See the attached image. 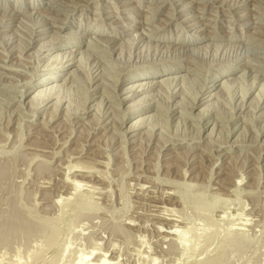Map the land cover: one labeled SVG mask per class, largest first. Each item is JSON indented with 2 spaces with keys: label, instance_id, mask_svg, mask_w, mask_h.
Here are the masks:
<instances>
[{
  "label": "rangeland",
  "instance_id": "obj_1",
  "mask_svg": "<svg viewBox=\"0 0 264 264\" xmlns=\"http://www.w3.org/2000/svg\"><path fill=\"white\" fill-rule=\"evenodd\" d=\"M37 22L53 31L34 35ZM263 31L264 0H0V232L13 211L37 225L1 238L0 264H264ZM53 35L72 43L38 51ZM63 50L76 64L58 69L59 99L31 103L36 80L55 71H43V57ZM156 62L154 80L177 76L181 94L141 95L153 104L136 117L124 110L140 97L119 101L132 83L112 82ZM204 75L225 101L202 117L191 102ZM98 84L105 91L90 104ZM83 102L97 110L81 119Z\"/></svg>",
  "mask_w": 264,
  "mask_h": 264
},
{
  "label": "bare ground",
  "instance_id": "obj_2",
  "mask_svg": "<svg viewBox=\"0 0 264 264\" xmlns=\"http://www.w3.org/2000/svg\"><path fill=\"white\" fill-rule=\"evenodd\" d=\"M181 4V3H180ZM24 10V9H23ZM51 11V10H50ZM11 15V14H10ZM132 15V14H131ZM13 17V16H12ZM14 18H15V16H14ZM22 18V17H21ZM26 18V17H25ZM23 19H24V17H23ZM43 20V19H42ZM25 21V20H24ZM21 22V21H20ZM183 22V21H182ZM31 23V22H30ZM33 23V22H32ZM42 23V22H41ZM41 23H36L35 24V26H36V28H34V29H37L38 27H40V26H43ZM17 25V24H16ZM34 25V24H33ZM132 25V24H131ZM69 26V25H68ZM20 27V26H19ZM32 27V26H31ZM56 27V26H55ZM62 28V25H59V28ZM156 28V27H155ZM243 28V27H242ZM248 28V27H247ZM152 29V28H151ZM159 29V28H158ZM31 30H32V28H31ZM47 30H52V28H47V29H44V28H42V29H37V30H35L34 32H33V34L35 35V34H37V33H40V34H42V33H45L46 34V32H47ZM33 31V30H32ZM32 31H31V33H32ZM53 31V30H52ZM127 31V30H126ZM30 32V31H29ZM264 32V31H263ZM59 33V32H58ZM68 33V32H67ZM71 33H73V32H71ZM103 33V32H102ZM148 33V32H147ZM32 34V35H33ZM62 34V33H61ZM74 34V33H73ZM73 34H69V35H71V36H73ZM77 34V33H76ZM126 34V33H125ZM130 34V33H129ZM152 34V33H151ZM262 34H264V33H262ZM2 35V34H1ZM28 35H30V34H28ZM81 35V34H80ZM5 36V35H4ZM46 36V35H45ZM68 36V35H67ZM137 36V35H136ZM40 37V36H39ZM74 38L76 37H80L79 35L78 36H73ZM134 37V36H133ZM41 38H45V37H41ZM6 39V38H5ZM32 39V40H31ZM31 39H29L30 41L29 42H27L28 43V45L25 43V45L27 46V48H31L36 42V40H38V39H35V37L34 38H31ZM115 39V38H114ZM62 40L63 39H60L59 37H57V36H55L54 37V35H53V38H51L50 40H48V41H44V42H41V43H39V46H38V51H41L42 53H44V52H47V51H54V50H56V49H53V47L55 46H57V48H60V49H65V48H67V46H69L68 44H70V43H72L71 41H68L67 43H63V44H59L58 45V43H62ZM142 40V39H141ZM127 41H133V39H131V38H129ZM21 42H23V41H21ZM24 43V42H23ZM23 43H22V46H23ZM132 43V42H131ZM139 42H138V40L137 41H135L134 40V42H133V45H136V44H138ZM21 44V43H20ZM75 44V43H74ZM10 45V44H9ZM100 45V44H99ZM258 45V44H257ZM25 46V47H26ZM78 46V45H77ZM11 47V46H10ZM134 47V46H133ZM132 47V48H133ZM21 48V47H20ZM23 48V47H22ZM21 48V49H22ZM26 48V49H27ZM25 49V48H24ZM187 49V48H186ZM59 50V49H58ZM105 50V49H104ZM199 49L197 48V50H191L190 51V55L192 56V55H197V53H199V52H196V51H198ZM64 51V50H63ZM72 51L73 50H68V51H64V52H58V53H56V54H54V55H48V54H46L45 55V57H43V59H45V60H47L48 61V67H46V68H44L43 69V71L44 72H50L51 70H55L54 72H52V73H47V75H44V76H42V77H40V78H38L37 80H36V82H35V85L37 86V89H35L34 91H32V92H34V94H32L33 96H32V98H31V103H36V102H38L39 104L38 105H40L41 103H43L44 104V107L48 104V103H50L54 98L55 99H59V96H60V93L62 92V88L60 89V86H58V85H56V84H53V82H55V80L56 79H58L57 81H59L62 77L58 74V73H60V71L59 70H61L62 68H64L65 66L67 67V66H74V64H76V62H74L73 60H74V55L73 56H71L70 54L72 53ZM76 51L77 50H75L74 49V51L73 52H75L76 53ZM107 52V51H106ZM109 52V51H108ZM169 52V51H168ZM182 52V51H181ZM188 52V51H187ZM195 52H196V54H195ZM67 53H68V57H70L71 56V58L70 59H67ZM77 53H78V51H77ZM79 53H81L80 55L81 56H83L84 55V52H79ZM110 53V52H109ZM129 53H131V52H129ZM184 53H185V51H184ZM73 54V53H72ZM100 54V53H99ZM174 54V53H173ZM172 54V55H173ZM176 54V53H175ZM181 54V53H180ZM98 55V54H97ZM121 55V54H120ZM120 55H118V56H120ZM130 55H132V53L130 54ZM149 55V54H148ZM169 56H170V54H168ZM185 55V54H184ZM182 56V57H179L178 56V58L176 57V60H174L173 58H171V59H173L174 61H171L172 62V64H170V66L169 67H177V65L179 64V62L180 61H183V59L184 58H186V55L185 56ZM102 56V55H101ZM135 56V55H134ZM140 56V55H139ZM160 56V55H159ZM168 56V57H169ZM174 56V55H173ZM177 56V55H176ZM181 56V55H180ZM106 56L104 55V58H105ZM147 57V56H146ZM198 57V56H197ZM142 58V57H141ZM151 58V55H150V57L148 56V59H150ZM157 58V57H156ZM159 58V57H158ZM163 58V57H162ZM175 58V57H174ZM101 59V58H100ZM99 59V61L101 62V60ZM187 59V58H186ZM191 59H193V58H191ZM196 59H198V58H196ZM202 59V58H201ZM112 60V59H111ZM139 60V59H138ZM146 60V59H145ZM103 61V60H102ZM140 61H141V59H140ZM144 61V60H143ZM148 61V60H147ZM155 61V60H154ZM157 61V60H156ZM161 61V60H160ZM167 61V60H166ZM166 61H165V64H166ZM168 61H169V59H168ZM167 61V62H168ZM71 62V63H70ZM105 62V61H104ZM109 62H111V61H109ZM197 62V61H196ZM107 63H108V61H107ZM116 63V62H115ZM137 63V62H136ZM139 63H141V62H139ZM191 63H195V58H194V62L191 60ZM191 63H189L190 64V66H191ZM200 63V62H199ZM202 63V62H201ZM67 64V65H66ZM96 64V63H95ZM98 64V63H97ZM106 64V63H105ZM104 64V65H105ZM108 64H110V63H108ZM107 64V65H108ZM133 64V63H132ZM143 64V63H142ZM142 64H141V66H142ZM168 64V63H167ZM195 64H197V63H195ZM139 65V64H138ZM144 65V64H143ZM159 65H162L161 64V62L158 64V66ZM200 65V64H199ZM203 65V64H202ZM94 66H96V65H94ZM99 66V65H98ZM101 66V65H100ZM106 66V65H105ZM104 66V67H105ZM130 66V65H129ZM128 66V67H129ZM132 66V65H131ZM135 66V65H134ZM137 66V65H136ZM140 66V67H141ZM157 66V62L155 63V64H146V65H144V66H142L143 68H144V70L143 71H141V69L139 68V66H138V68H136V69H134V71L133 72H131L132 74H130L129 76H126L125 78H123L121 81L119 80V78H117V81H115V82H112L111 80V82L112 83H116V87L118 88L119 86H118V84L120 85V84H122V82L123 83H127V84H129V83H132V84H130L129 86H127L120 94H119V96L120 95H126V94H128V93H131V92H134V93H132V94H130V95H126L124 98H122V99H120V97H119V101H121V103L122 102H129V101H131V100H133L135 97H140L141 95H143V94H145V93H152L153 91H157V92H160V91H163V90H168L169 89V91H170V89H171V95H173V97L176 95V97H177V94L179 93H177L176 94V88L178 87V86H182L183 85V83H184V81H180V80H178V79H176V77L177 76H175V77H173V78H163V79H161V80H158L157 82H156V80H154V79H156V78H159V77H157L161 72H160V69H162L161 67H158ZM92 67V66H91ZM127 68V67H126ZM126 68H124V69H126ZM130 68V67H129ZM128 68V69H129ZM133 68H135V67H133L132 66V69ZM153 68V69H152ZM59 69V70H58ZM105 69V68H104ZM103 69V70H104ZM127 69V70H128ZM154 69H158L159 70V72H156V73H153V70ZM187 69V68H186ZM90 70V69H89ZM101 70V69H100ZM120 73L122 72V69H121V67H120ZM194 70V74H196V71H195V69H193ZM91 71V70H90ZM89 71V72H90ZM96 70H94V72H95ZM102 71V70H101ZM155 71V70H154ZM170 71H175V70H173V68L172 69H170ZM192 71V70H191ZM71 73L70 74H73V70H71L70 71ZM92 72H93V70H92ZM102 72H104V71H102ZM127 72V71H126ZM193 72V71H192ZM232 72V71H231ZM234 72V71H233ZM35 73V72H34ZM91 73V72H90ZM98 73V72H97ZM96 73V74H97ZM120 73H116L117 74V77L120 75H122V73L120 74ZM139 73V74H138ZM201 73H202V71H201ZM208 73V72H207ZM207 73H206V75H207ZM246 73V72H245ZM93 74V73H92ZM125 74V73H124ZM127 74V73H126ZM172 74V73H171ZM193 74V75H194ZM198 75L200 74L199 72L197 73ZM204 74V73H203ZM209 74V73H208ZM32 76H34L33 74H31ZM89 75V74H88ZM100 75V74H99ZM197 75V76H198ZM206 75H204V78L202 79V81L198 84L197 83V88H195V90L196 89H198V91H196V95L195 96H193V97H195L196 99H197V101H196V99L194 100V101H196V102H191V104L193 105V103H194V106H195V108H198V107H200L201 108V110L199 111V114L201 113V115H202V117H204V116H208L209 115V109H210V107H212V106H214V105H216V104H218L220 101H222V99L223 98H221L223 95H220L219 96V92H218V88L220 87V81H218V78H216V76H214L212 79L214 80V82L212 83V84H209V87L208 88H204V85H205V82H207L206 81V78L208 79V77L206 76ZM13 76V75H12ZM32 76H30V77H32ZM36 76V75H35ZM34 76V77H35ZM71 76V75H70ZM101 76V75H100ZM196 76V75H195ZM203 76V75H202ZM64 77V76H63ZM90 77H91V75H90ZM90 77H88V78H90ZM102 77V76H101ZM105 77V76H104ZM29 78V77H28ZM198 78V77H197ZM63 79V78H62ZM97 79V75L96 76H94L93 77V80H92V82L94 81L95 82V80ZM101 79V78H100ZM103 79V78H102ZM101 79V80H102ZM106 79V78H105ZM108 79L109 78H107L106 79V82L108 81ZM114 78H112V80H113ZM145 79V81H142V80H144ZM153 79V80H152ZM67 80V79H66ZM89 80V79H88ZM91 80V79H90ZM97 80H99V76H98V79ZM104 80V79H103ZM193 80V79H192ZM195 80V79H194ZM100 81V80H99ZM105 81V80H104ZM197 81H199V80H197ZM66 82V81H65ZM64 82V83H65ZM90 82V81H89ZM105 82V83H106ZM109 82V81H108ZM221 82H222V80H221ZM56 83V82H55ZM91 83V82H90ZM104 83V84H105ZM195 83V82H194ZM71 84V83H70ZM74 84V83H73ZM89 84V83H88ZM126 84V85H127ZM196 84V83H195ZM195 84H193V85H195ZM223 84V83H222ZM106 85V84H105ZM108 85V84H107ZM111 85H113V84H111ZM62 86H63V84H62ZM114 86V85H113ZM196 86V85H195ZM226 86V85H225ZM87 87H88V85H87ZM104 86L102 85H100V84H98L95 88H93L92 89V91H96L95 93H94V96H96V97H92L91 96V91H89V94H87L88 95V97H86L87 98V101H88V103H90L91 104V102L93 101V100H95L96 98H99V95L101 96V94H99V92H98V90H100L101 88H103ZM108 87V86H107ZM109 87H112V86H109ZM222 87V86H221ZM182 88V87H181ZM103 89H105V88H103ZM111 89V88H110ZM113 89V88H112ZM119 89V88H118ZM184 89V88H183ZM33 90V89H32ZM102 90V89H101ZM116 90V88L114 89V91ZM181 90V89H180ZM184 90H186V89H184ZM88 91H86V92H88ZM102 91H105V90H102ZM178 91V90H177ZM193 91V90H192ZM216 91H217V93H216ZM227 91V90H226ZM106 92H109V91H106ZM113 92V91H112ZM165 91H163V93H164ZM182 92V91H181ZM186 92V91H185ZM211 92H214V94H210ZM263 88H261L260 89V92H259V95L258 96H260L261 97V95L263 94ZM114 93V92H113ZM116 93H117V91H116ZM162 93V94H163ZM168 93V95H170L169 94V92H167ZM194 93V92H193ZM98 94V95H97ZM103 94H105V93H103ZM102 94V95H103ZM161 94V93H160ZM161 94V95H162ZM166 94V93H165ZM181 94V93H180ZM180 94H178V96L180 95ZM221 94V93H220ZM86 95V94H85ZM86 95V96H87ZM117 95V94H116ZM170 95V96H171ZM185 95V94H184ZM191 95H193V94H191ZM199 97H198V96ZM204 95H207V96H205L204 97ZM264 95V94H263ZM151 95H149V96H142V97H140V99L139 100H137V101H135V102H133V104H130L127 108H126V110H124V111H127L128 113H131V114H133L135 111H138L139 110V112L137 113V115H136V117L137 116H139V115H141L144 111H143V109H149V108H151L152 107V104H153V101H152V98L150 97ZM186 97L185 98H187L188 96L187 95H185ZM203 96V97H202ZM103 97V96H102ZM113 98L115 97V95H113L112 96ZM118 97V96H117ZM117 97H115V98H117ZM181 97H183L182 95H181ZM7 98H9L8 96L5 98V99H7ZM12 97H10L9 99H11ZM14 98V97H13ZM29 98H30V95H29ZM101 98V97H100ZM104 98V97H103ZM172 98V97H171ZM175 98V97H174ZM154 99V98H153ZM188 99V98H187ZM189 99H190V97H189ZM215 99H217V100H215ZM8 100V99H7ZM17 100V99H16ZM84 100H86L85 99V97H84ZM100 100H102V99H100ZM105 100V99H104ZM104 100H102V101H104ZM191 100H192V98H191ZM191 100H189V101H191ZM213 100H215L214 102H212ZM224 100V99H223ZM13 101V100H12ZM86 101V102H87ZM116 101V100H115ZM118 101V102H119ZM225 101V100H224ZM222 102L223 104L222 105H224V103H226V102ZM227 101V100H226ZM8 101H5L4 103H7ZM10 102H11V100H10ZM10 102H8V103H10ZM60 103V101H57V103ZM85 102V103H86ZM101 102V101H100ZM100 102H99V105H100ZM154 102H157V101H155L154 100ZM58 103V104H59ZM155 104V103H154ZM6 105H8V104H6ZM68 105V104H67ZM70 105V104H69ZM83 105H87V104H84V102H83ZM96 105L98 106V103H96ZM119 105V104H118ZM159 105L160 104H158V105H156L157 107H159ZM178 105V104H177ZM192 105H190V107L192 106ZM219 105H220V103H219ZM1 106H3V104L1 105ZM21 106V105H20ZM71 106V105H70ZM161 106V105H160ZM260 106V105H259ZM5 107V106H4ZM69 107V106H68ZM83 107V106H82ZM86 108L85 109H83L84 110V112L83 113H81L80 114V112H79V115H77V117H79V118H81V119H83V118H87V117H89V116H92V114L91 115H89L92 111H94V109H95V104L94 105H92V106H85ZM101 107V106H100ZM156 107V108H157ZM170 107V106H169ZM178 107H179V105H178ZM1 108V107H0ZM46 108V107H45ZM84 108V107H83ZM173 108V107H172ZM177 108V107H176ZM65 109V108H64ZM169 109V108H168ZM175 109V107L173 108V110ZM180 109V108H179ZM188 109V108H187ZM192 109V108H191ZM3 110V109H2ZM56 110H57V108H56ZM82 110V111H83ZM95 110H97V109H95ZM170 110V109H169ZM181 110V109H180ZM183 110V109H182ZM81 111V112H82ZM101 108H100V112L98 113V114H100L101 113ZM112 111V110H111ZM171 112H172V110H170ZM184 111H187V110H185L184 109ZM183 111V112H184ZM212 111V110H211ZM7 112V111H6ZM43 112V111H42ZM98 112V111H97ZM107 112V111H106ZM127 112H125V114L127 113ZM159 112H160V110H159ZM180 112V111H179ZM2 113V112H1ZM75 113V112H74ZM109 113V112H108ZM111 113V112H110ZM128 113H127V115H128ZM161 113V112H160ZM181 113V112H180ZM187 113V112H186ZM186 113H184V114H186ZM94 114V113H93ZM179 114V113H178ZM177 114V115H178ZM198 114V115H199ZM206 114V115H205ZM95 115V114H94ZM97 115V114H96ZM101 115V114H100ZM99 115V116H100ZM107 115V114H106ZM113 115V114H112ZM155 115V114H154ZM176 115V116H177ZM182 115H183V113H182ZM188 116H189V113L187 114ZM8 116H9V114H8ZM11 116H12V114H11ZM102 116V115H101ZM109 116V115H108ZM143 116V115H142ZM153 115H149V116H144L143 118H141L140 117V119H136L135 120V122L134 123H131L132 125L130 126V132L131 131H134V130H136L137 131V129L138 128H140V127H144V126H147V124L144 122V120H146V119H148V118H150V117H152ZM158 116V115H157ZM156 116V117H157ZM160 116H161V114H160ZM165 116H167L168 117V114L167 115H165ZM173 116V115H172ZM179 116H180V114H179ZM184 116H186V115H184ZM191 116V115H190ZM189 116V117H190ZM113 117H115V115L113 116ZM118 117H120V116H118ZM194 117H198V116H194ZM44 118V117H43ZM105 118H108V117H105ZM105 118H104V116H103V119L105 120ZM116 118V117H115ZM121 118V117H120ZM127 118H130V117H128L127 116ZM154 118H155V116H154ZM164 118V117H163ZM170 118H171V115H170ZM174 118H176V117H174ZM181 118H182V116H181ZM191 118V117H190ZM200 118V117H199ZM98 119V118H97ZM102 119V118H101ZM123 119V118H122ZM126 118H124L123 120H125ZM152 119V118H151ZM151 119H149V120H151ZM165 119V118H164ZM173 119V118H172ZM179 120H180V118H178ZM196 119V118H195ZM99 120H100V118H99ZM103 120V121H104ZM113 120V119H112ZM122 120V121H123ZM148 120V121H149ZM165 120H167V119H165ZM168 120H169V118H168ZM167 120V122H170V121H168ZM174 120V119H173ZM177 120V119H176ZM101 121V120H100ZM103 121H101V123L103 122ZM199 121H202V118H200V120ZM215 121V120H214ZM172 122V121H171ZM182 122V121H181ZM205 122V121H204ZM216 122V121H215ZM118 123V122H117ZM121 123V122H120ZM150 123V122H149ZM214 123V122H213ZM99 124V123H98ZM111 124V118L107 121V123H105L104 125H103V127H108L109 125ZM124 124V123H123ZM153 124V123H152ZM217 124H219V123H217ZM216 124V125H217ZM155 125V124H154ZM205 126H207V124L205 125ZM101 127V125L99 126V127H97V128H100ZM154 127V126H153ZM156 127V126H155ZM217 127V126H216ZM96 128V129H97ZM159 128V127H158ZM203 128H204V126H203ZM149 129H151L152 130V127H150L149 126ZM208 129V128H207ZM214 129V128H213ZM108 130V129H107ZM109 130H112V129H109ZM206 130V129H205ZM212 130V129H211ZM213 131V130H212ZM113 133V132H112ZM197 139V138H196ZM130 141V140H129ZM132 142V141H131ZM69 162V161H68ZM68 164V163H67ZM69 165V164H68ZM69 168V167H68ZM70 168L72 169V167L70 166ZM83 168V167H82ZM76 169V168H75ZM95 169V168H94ZM79 170V169H78ZM84 170V169H83ZM81 171V170H80ZM92 171V170H91ZM90 171V172H91ZM69 172H70V170H69ZM73 172V171H72ZM87 172H88V170H87ZM4 178V176L2 177V176H0V181L2 180ZM72 183V182H71ZM235 185H237L236 183H235ZM75 186H77V185H75ZM78 187V186H77ZM76 187V188H77ZM75 188V189H76ZM56 203V202H55ZM14 212V214H11L10 216H9V218L2 224V226H3V233H1L0 232V241L2 240V241H9L10 239H14V238H16V236L18 235V233L19 232H22L23 230L24 231H26V230H28L27 232L28 233H30L31 231L32 232H35V230L34 229H36L37 228V225L36 224H34V223H31V222H27V220L25 221V218L23 217V215L21 214V213H19L18 211L16 212V211H13ZM8 221V222H7ZM8 223V225H6ZM15 224L17 225V227L15 228L14 226H15ZM129 224V223H128ZM134 226V225H133ZM26 229V230H25ZM30 231V232H29ZM6 232V234H4ZM26 232V233H27ZM172 232V231H171ZM24 233V232H23ZM168 233V232H167ZM30 234H32V233H30ZM29 234V235H30ZM16 235V236H15ZM213 236V235H212ZM216 236V235H215ZM2 238V239H1ZM212 239H213V237H212ZM215 239V238H214ZM210 240H211V237H210ZM216 240V239H215ZM211 243V242H210ZM226 246V245H225ZM207 247H211V246H207ZM233 248V247H232ZM235 248V247H234ZM237 248V247H236ZM235 248V249H236ZM239 248V247H238ZM217 250V249H216ZM215 250V251H216ZM224 250V249H223ZM227 250V249H226ZM231 251V250H230ZM214 253V252H213ZM229 253V252H228ZM230 255V254H229ZM226 256V255H225ZM217 257V256H216ZM219 257V256H218ZM223 257V256H222ZM211 260H208V261H206V262H208L207 264H219V258H210ZM221 259V258H220ZM227 259V258H226ZM230 259V258H229ZM100 260V259H99ZM224 260V259H223ZM221 262V261H220ZM224 262V261H223ZM226 262V261H225ZM222 263V262H221ZM220 263V264H221ZM80 264H84L82 261L80 262ZM97 264H106L104 261H102V260H100ZM197 264H200V263H197ZM204 264H206V263H204Z\"/></svg>",
  "mask_w": 264,
  "mask_h": 264
}]
</instances>
